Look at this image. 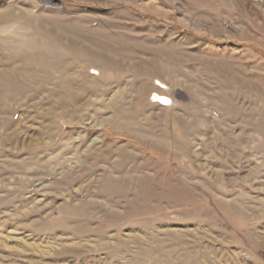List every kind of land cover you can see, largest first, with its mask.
<instances>
[{
  "label": "rangeland",
  "instance_id": "rangeland-1",
  "mask_svg": "<svg viewBox=\"0 0 264 264\" xmlns=\"http://www.w3.org/2000/svg\"><path fill=\"white\" fill-rule=\"evenodd\" d=\"M0 264H264V0H0Z\"/></svg>",
  "mask_w": 264,
  "mask_h": 264
}]
</instances>
